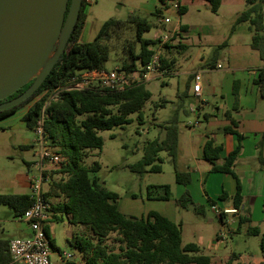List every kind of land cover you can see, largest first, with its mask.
Returning a JSON list of instances; mask_svg holds the SVG:
<instances>
[{"label":"trees","instance_id":"trees-1","mask_svg":"<svg viewBox=\"0 0 264 264\" xmlns=\"http://www.w3.org/2000/svg\"><path fill=\"white\" fill-rule=\"evenodd\" d=\"M206 1L209 2L210 9L217 12L222 0ZM246 2L248 8L240 13L232 29L242 22H249L253 34L252 46L260 51L264 60V0ZM89 5L88 0H83L79 20L66 49L41 86L20 104L0 110V119H3L31 104L24 120L27 127L34 130L46 106L45 132L52 145L57 147L58 152L64 157L60 168L49 172L52 175L61 174V177L51 182L46 196L58 199L51 207L55 212V221L68 214L71 216V223L81 227L74 232L70 240V244L80 252L81 262L77 263L74 260L75 255H71L64 260V264H211L210 256L203 254L198 244L183 243L180 223L157 211L149 212L146 217L124 214L118 204L119 193L105 188L96 175L101 168L100 163L95 161L90 166L84 164L89 152L103 147L104 141L99 135L100 130L129 123L130 114L142 112L146 101L152 96L145 82L123 91H112L101 86L86 87L63 92L58 99H51L53 91L65 85L78 69H105L104 63L110 57L108 41L112 39L115 30H120L127 24L137 26L140 50L136 51L133 42L127 40L128 44L125 46L127 55L123 58L120 68L126 72L138 70L150 60L155 50H160V72L163 69L170 70L171 62L165 63L167 60L162 54V46L169 42L161 45L158 39L144 38V32L150 30L152 25L138 14H130L127 20L110 18L103 22L93 41L82 42L80 38ZM181 12L183 13L184 9H181ZM157 14H160V11H157ZM32 82L33 80L0 103L20 95ZM259 82L264 85V75ZM230 119L232 125L226 126L225 131L237 134L236 148L224 158L222 164L217 163L221 157L222 146L216 145L212 138H208L204 143L203 151L204 158L212 164L210 171L226 172L235 176L237 191L234 202L236 207H240L243 199L242 185L233 166L244 136L234 129L233 126H237V122L231 117ZM162 129L165 132L164 137L148 141L142 158L131 165L130 169L139 174L160 172L162 170L160 163L163 159L159 153L165 151L175 163L176 181L189 185L192 182L190 171H181L177 165L180 137L178 117L175 115L164 123ZM152 187L156 192L153 195L149 194L150 199L170 200L173 196L169 184ZM160 189L163 192H159ZM32 203L31 195L0 193V205L8 206L19 218ZM177 204L184 208L194 205L197 213H205L203 205L193 202L189 190L177 199ZM247 221V216L241 217L240 225ZM46 230L48 232V229ZM248 234L262 233L258 227H250ZM9 241L0 238V264H20L12 258ZM51 244L53 245L52 241ZM261 251L264 260V233ZM237 256L233 253L224 264H233Z\"/></svg>","mask_w":264,"mask_h":264},{"label":"crops","instance_id":"crops-1","mask_svg":"<svg viewBox=\"0 0 264 264\" xmlns=\"http://www.w3.org/2000/svg\"><path fill=\"white\" fill-rule=\"evenodd\" d=\"M159 1L154 0L153 4L143 3L142 8L151 12L160 11V14L167 11L173 17L169 15L163 17L160 20L162 31L160 30L155 35L156 37L166 32L171 34L169 43L162 46V54L167 60L165 63L171 62V66L170 70L163 69L162 73L174 70L176 75L185 76V87L178 91L177 96L182 98L185 95L193 99L190 110L195 114V122L197 121V123L189 122L191 129L182 133L189 150L185 160L187 170L192 175V182L189 185H183L176 181L178 187L175 193H173V186L170 185L173 196L176 195L175 197L179 199L186 194V190H189L193 202L205 207L204 212L206 211L204 201H208L207 204L210 202V209L219 217L221 223L227 226V230L224 229L226 235L221 234L223 233L222 229L221 233L217 234L218 242H225L234 232L244 230L247 224L245 231L247 235H250L248 229L258 227L261 230L260 224L264 221V85L262 86L259 82L261 76L264 75V60L260 51L252 46L253 34L249 22H242L232 29L237 17L248 8V4L246 0H227L231 8L228 13H225L226 15H222L219 12L225 0L221 1L217 12L210 9V4L206 0H204L207 2L206 4L200 0H164L161 9L158 7ZM176 4L178 7H175ZM181 9H184L183 13ZM167 18L170 20L169 22H166ZM168 23L174 24L166 27ZM87 25L88 13L80 38L82 42H84L83 35ZM219 64L222 67H218ZM179 67L181 70H178ZM197 72L202 73L200 93H195L193 90V76ZM155 76L156 74L151 75L147 81L152 80ZM30 105L19 109L9 117L0 119V121L18 115L21 122L26 124L24 116ZM202 116L204 121L200 120ZM229 116L237 122V126H233L234 129L244 136L242 147L233 166L242 185L243 199L240 207H236L234 202V195L237 191L235 176L231 173L210 171L212 164L204 158L203 151L204 143L208 138H212L216 145L222 146L221 157L217 160L218 164H222L224 158L236 148L237 134L225 131L226 126L232 125ZM196 126L199 127V130H195ZM27 147L25 146V148ZM35 154L36 161L26 162L30 172L32 166L37 168L38 147ZM183 156L184 153L180 152L177 164ZM48 168L51 169V165H48ZM46 175L50 178V182L44 185V189L48 191L51 182L59 179L61 174L52 175L48 171ZM32 177L29 176L21 182L19 181V185L28 188L29 192L16 194H32ZM179 186H183V188L180 189ZM213 197H217L221 203H217ZM48 198L51 205L58 201L55 197ZM120 198L118 200L120 210L128 216H134L127 210H123ZM171 199L162 201L168 202ZM212 206H216L221 211L227 208H237L239 212L237 214H220ZM161 214L178 223L169 214L164 212ZM54 215L55 212L51 208V218L46 229H48V234L53 242L52 250L57 249V225L62 226L61 232L66 236L68 243H70L74 232L81 229L71 223L70 215L61 216L58 214L62 218L59 221L54 220ZM243 216H247L248 221L240 225V218ZM17 218L19 219L17 222L19 233H25L24 237L29 236L32 231L28 229L30 228L29 224L23 219ZM210 221L213 219L210 218ZM180 224L182 225V234H184L183 222ZM16 237L23 236H13L8 240ZM58 252L61 254L60 250ZM201 252L203 253L202 249ZM237 255L236 261H239L241 256ZM208 256L211 258V264H224L231 257L222 262L215 259L216 256ZM238 264L242 263L238 262ZM243 264L252 263L244 262Z\"/></svg>","mask_w":264,"mask_h":264},{"label":"rangeland","instance_id":"rangeland-1","mask_svg":"<svg viewBox=\"0 0 264 264\" xmlns=\"http://www.w3.org/2000/svg\"><path fill=\"white\" fill-rule=\"evenodd\" d=\"M163 1L162 3L161 0L159 1L158 7L160 9ZM200 1L204 4L207 3L204 0ZM152 2L154 0H91L90 6L87 8L88 25L83 35V41H93L104 21L110 18L127 20L131 13L145 17L151 23V29L145 31L143 37L155 39V35L160 30L162 31L160 20L166 15L171 17L172 15L167 11H164V14H157L155 11L151 12L142 8L143 3L151 4ZM230 8V3L225 0L219 13L226 15L225 13H228ZM173 24L168 23L166 27ZM127 40L133 42L136 51L140 50L135 24H127L122 29L114 31L112 39L108 41L110 57L104 63L106 70H114L120 67L123 58L127 55L125 51V46L128 44ZM178 70H181L180 67ZM82 71L78 69V72ZM155 74L156 76L152 80L145 82L152 96L146 101L142 112L130 114L131 121L129 123L108 130H100L99 135L104 141L103 147L89 152L84 164L90 166L95 161L100 163L101 168L96 175L105 188L119 193L120 204L123 206V210H127L128 213L137 217H146L151 211L164 212L176 219L178 223L183 222L184 244L196 243L201 247L204 254L216 256L215 259L222 262L227 261L235 252L241 256L239 261H235V264L238 262L242 264L244 262L264 263L261 251L264 221L260 224L261 235H247L245 231L247 224L244 230L234 232L228 237V240L220 243L216 236L221 233V229L226 235L224 229L227 230V226L223 225L219 217L210 209V202L207 204L208 201H204L206 211L204 214H198L194 205H190L188 208H182L178 205L176 195L168 202L154 198L149 200V194L153 195L156 192L152 186L169 184L173 186V193L177 191L175 163L165 151L159 153L163 159V162H158L162 167L160 172L139 174L130 169L131 165L142 158L144 147L148 141L164 137L165 132L162 125L176 115L180 130L179 153H184L177 165L179 170H187L185 158L189 154V150L182 133L191 129L189 122H195V114L190 110L193 99L177 96L178 91L185 87L184 75H176L174 70L168 73L159 72ZM200 120L204 121L203 116ZM195 130H199V127L196 126ZM36 139V132L21 122L18 115L0 121L1 194L29 192L28 188L19 185V181L39 174L38 168L32 166L30 172L26 165V162L37 160L35 154L37 150ZM25 146L28 147L25 148ZM179 187L180 189L183 188V186ZM153 191L154 193H152ZM196 191L199 194L198 189ZM159 192H163V190L160 189ZM200 198H202L201 195ZM213 198L217 203H221L217 197ZM210 218L213 221H210ZM18 220L8 206L0 205V238L24 237L25 233H19L17 228ZM61 230L62 226L57 225V249L51 252L52 264H63L67 254L75 255L74 260L80 263L82 259L80 252L67 242L66 236Z\"/></svg>","mask_w":264,"mask_h":264},{"label":"water","instance_id":"water-1","mask_svg":"<svg viewBox=\"0 0 264 264\" xmlns=\"http://www.w3.org/2000/svg\"><path fill=\"white\" fill-rule=\"evenodd\" d=\"M83 0H0V110L29 98L66 49Z\"/></svg>","mask_w":264,"mask_h":264},{"label":"built area","instance_id":"built-area-1","mask_svg":"<svg viewBox=\"0 0 264 264\" xmlns=\"http://www.w3.org/2000/svg\"><path fill=\"white\" fill-rule=\"evenodd\" d=\"M88 2L90 3L91 0H88ZM175 7H178V4ZM169 21L167 18L166 22ZM170 38L171 34L169 32L155 37V39L160 41L161 45L168 42ZM160 67L161 51L155 50L150 60L143 67L132 72H126L120 67L114 70H83L82 72H77L65 85L57 87L53 91L51 99H58L66 91L79 90L92 86H101L112 91H123L139 83L146 82L151 75L160 72ZM218 67H222V65L219 64ZM193 83L194 92L200 93L202 88V73L197 72L194 74ZM45 108L46 106L34 128L37 134L36 145L38 147L39 157L37 168L39 174L33 176L31 179V197L33 198V203L24 212L23 216L20 217L29 224L32 231L27 237H16L9 241V249L13 260L21 264H52L51 238L46 230L51 218L52 205L46 196L47 190L44 189V185L50 182V178L46 173L48 174V171L59 169L64 157L58 152V148L52 145L45 132L44 123L47 117ZM48 165H51V169L48 168ZM212 208L220 214H237L239 212L237 208H227L222 211L216 206H212ZM70 256V254H67L66 258Z\"/></svg>","mask_w":264,"mask_h":264}]
</instances>
